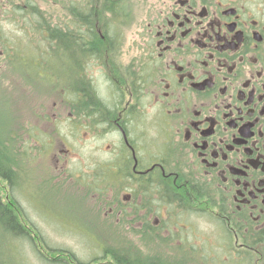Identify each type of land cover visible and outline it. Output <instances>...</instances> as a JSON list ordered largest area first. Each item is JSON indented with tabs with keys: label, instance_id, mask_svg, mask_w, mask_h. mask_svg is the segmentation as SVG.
<instances>
[{
	"label": "flooded vegetation",
	"instance_id": "af4514ba",
	"mask_svg": "<svg viewBox=\"0 0 264 264\" xmlns=\"http://www.w3.org/2000/svg\"><path fill=\"white\" fill-rule=\"evenodd\" d=\"M125 1L70 0L54 25L69 64L55 88L73 139L101 156V205L133 230L205 208L228 253L264 264V0H137L130 58L110 23Z\"/></svg>",
	"mask_w": 264,
	"mask_h": 264
},
{
	"label": "rangeland",
	"instance_id": "374dc122",
	"mask_svg": "<svg viewBox=\"0 0 264 264\" xmlns=\"http://www.w3.org/2000/svg\"><path fill=\"white\" fill-rule=\"evenodd\" d=\"M69 1L0 0V134L11 128L9 154L18 173L14 187L0 177V194L4 202L16 199L22 209L16 213L34 239L15 236L7 250L0 247L3 261L114 264L110 253L118 252L168 264H243L248 254L228 253L232 242L217 234L218 223L205 208L174 209L170 223L156 230H133L123 217L106 214L101 201H110L111 193H101L102 177L89 166L100 165L101 156L92 144L73 139L63 109L69 87L57 89L67 83L69 64L54 54L51 29L59 19L67 22ZM137 2L125 1L124 14L110 16L123 31L125 58L134 54L127 46L144 22ZM68 148L73 155L64 159Z\"/></svg>",
	"mask_w": 264,
	"mask_h": 264
},
{
	"label": "trees",
	"instance_id": "16d2710c",
	"mask_svg": "<svg viewBox=\"0 0 264 264\" xmlns=\"http://www.w3.org/2000/svg\"><path fill=\"white\" fill-rule=\"evenodd\" d=\"M51 33V37L54 40L56 35L55 26H53V29H51ZM10 129L11 128H8L4 131L1 130L0 134V177L7 183H9V185L11 184V186L13 185L14 187L18 173L16 172V169H14V166L12 164L15 162L14 158L9 154L11 153L14 144L13 139L10 138ZM8 130L10 131L8 132ZM9 197V201L4 202L0 194V247L1 249L4 248V250H7L6 245L9 243V241H13L15 239V236L27 235L31 238L33 237L29 233L28 227L26 226V224H24L23 219L16 213V211H22L20 205L18 204L16 199L13 198V196ZM22 217H25L26 219V216L23 215ZM4 250L0 251V264L7 263H5L2 259V252L4 253ZM110 255L114 264H168L165 262L162 263L159 260L156 261L151 257L143 258L140 255H122L118 252H112V254L110 253ZM258 257L259 255L255 254L243 256L242 263L257 264L256 261Z\"/></svg>",
	"mask_w": 264,
	"mask_h": 264
}]
</instances>
